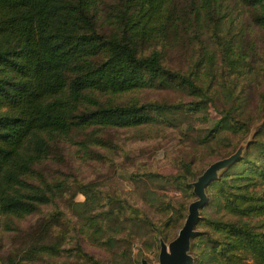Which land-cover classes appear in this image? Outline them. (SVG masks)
<instances>
[{"label":"rangeland","instance_id":"obj_1","mask_svg":"<svg viewBox=\"0 0 264 264\" xmlns=\"http://www.w3.org/2000/svg\"><path fill=\"white\" fill-rule=\"evenodd\" d=\"M118 4L96 0L91 5L101 33L113 29ZM249 4L222 0L212 12L215 2L173 0L178 26L162 48V60L171 69L192 71L209 98L160 77L127 91L87 92L91 100L151 102L158 109L149 122L92 124L58 139L37 165L38 179L52 199L32 213L0 212V263L142 264L143 258L158 263L160 239L168 243L178 234L196 198L192 182L197 176L212 160L237 148L244 155L247 142L264 138L257 134L264 124V27ZM198 100V109H190ZM231 109L242 128L233 129L225 120L216 126ZM148 171L156 175L146 180ZM213 190L211 185L208 192ZM110 208L117 213L100 212ZM177 209L183 215L174 222ZM199 210L203 216L212 207ZM51 222L47 239L61 241L58 252L33 257L27 248Z\"/></svg>","mask_w":264,"mask_h":264},{"label":"trees","instance_id":"obj_2","mask_svg":"<svg viewBox=\"0 0 264 264\" xmlns=\"http://www.w3.org/2000/svg\"><path fill=\"white\" fill-rule=\"evenodd\" d=\"M95 1L0 0V212L28 214L52 199L38 179L37 165L58 139L92 124L149 122L158 109L151 102L91 100L87 92L127 91L160 77L209 98L192 71L171 69L162 60V48L178 26L173 0H119L120 13L108 34L101 33L91 11ZM203 1L215 2L210 5L215 12L222 0ZM248 2L257 8L255 18L264 27V0ZM199 106L200 100L190 109ZM232 112L216 126L225 120L233 129L242 128ZM261 133L264 124L257 130ZM241 151L219 157L229 160L204 188L208 200L203 207L210 204L212 210L195 222L199 232L190 238L188 249L193 264H264V138L250 140L244 155ZM145 175L148 180L156 173ZM177 177L186 179L184 174ZM100 212L117 213L115 208ZM181 215L177 209L172 220ZM53 226L48 223L34 236L26 250L33 257L58 252L61 241L47 239ZM83 255L90 258L88 252Z\"/></svg>","mask_w":264,"mask_h":264},{"label":"water","instance_id":"obj_3","mask_svg":"<svg viewBox=\"0 0 264 264\" xmlns=\"http://www.w3.org/2000/svg\"><path fill=\"white\" fill-rule=\"evenodd\" d=\"M229 158H219L208 164L202 174L193 183V192L196 199L188 204V212L185 216L178 234L168 243L161 241L157 264H193V257L188 252L190 238L199 231L194 228L195 222L200 216L199 209L207 203L205 186L214 177L216 169L224 165ZM142 264H151L146 259H142Z\"/></svg>","mask_w":264,"mask_h":264}]
</instances>
